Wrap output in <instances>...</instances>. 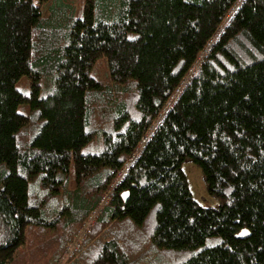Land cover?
Wrapping results in <instances>:
<instances>
[{"label": "trees", "instance_id": "1", "mask_svg": "<svg viewBox=\"0 0 264 264\" xmlns=\"http://www.w3.org/2000/svg\"><path fill=\"white\" fill-rule=\"evenodd\" d=\"M98 207L63 264H264V0H0V264Z\"/></svg>", "mask_w": 264, "mask_h": 264}, {"label": "rangeland", "instance_id": "2", "mask_svg": "<svg viewBox=\"0 0 264 264\" xmlns=\"http://www.w3.org/2000/svg\"><path fill=\"white\" fill-rule=\"evenodd\" d=\"M22 77H25V76H22ZM18 85H19V83L17 84V86ZM18 111L21 113H25V111L22 110L21 106L18 107ZM30 115H32V114L30 113ZM180 168L186 177L188 188H189L190 193H191L192 197L194 198V200L199 205L204 206V207H215V206H217V204H218L217 198H215L212 195H209L207 190H206L205 183L203 181L200 168L196 164H194L190 161H187V160L181 162ZM102 198L104 201L107 200L106 195H103ZM88 251H89V248L88 249L86 248L84 251L82 249L81 252L79 253V255H80L79 261H80V259H82L80 262L81 264H83V263L85 264L88 262L89 259L85 256L86 253L91 254V252H88ZM84 252H86V253L82 256V254ZM79 255H77V256H79Z\"/></svg>", "mask_w": 264, "mask_h": 264}, {"label": "built area", "instance_id": "3", "mask_svg": "<svg viewBox=\"0 0 264 264\" xmlns=\"http://www.w3.org/2000/svg\"><path fill=\"white\" fill-rule=\"evenodd\" d=\"M177 91L178 89H176L175 92ZM157 121H161V117H158ZM100 210L101 208L98 207L97 209L92 211L87 221L84 224H82V226L77 230V232L74 234L71 240L65 245L62 255L60 257V262L58 264H62L64 261L70 259L78 252L82 243L89 235L94 219L97 213L100 212Z\"/></svg>", "mask_w": 264, "mask_h": 264}, {"label": "water", "instance_id": "4", "mask_svg": "<svg viewBox=\"0 0 264 264\" xmlns=\"http://www.w3.org/2000/svg\"><path fill=\"white\" fill-rule=\"evenodd\" d=\"M123 197H125V193H122L121 194ZM240 235H243L244 234V232H243V230L239 233Z\"/></svg>", "mask_w": 264, "mask_h": 264}]
</instances>
